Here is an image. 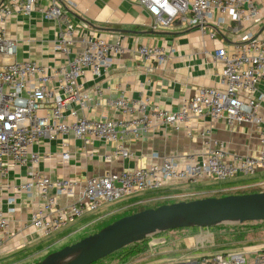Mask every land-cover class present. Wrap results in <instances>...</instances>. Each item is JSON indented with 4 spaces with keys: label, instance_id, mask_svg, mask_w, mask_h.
Instances as JSON below:
<instances>
[{
    "label": "built area",
    "instance_id": "obj_1",
    "mask_svg": "<svg viewBox=\"0 0 264 264\" xmlns=\"http://www.w3.org/2000/svg\"><path fill=\"white\" fill-rule=\"evenodd\" d=\"M2 0L0 1V177L24 166L29 159L28 147L40 138L56 139L71 133L76 138H98L116 141L112 155L129 157L126 138L138 139L156 127L189 125L208 117L223 118L229 126L250 125L262 148L257 154L230 153L223 142H214L205 160L179 165L163 157L145 166L111 171L88 177L80 186L69 178H51L29 171L30 178L14 185L18 191L36 190L42 204L30 214L32 225L44 237L85 214L94 213L105 204L144 191L158 190L166 181L196 182L202 178L226 181L236 176H250L264 169V0H136L153 21L151 30L170 26L174 21L185 28H196L213 38L218 33L233 37L232 49L224 45L213 50L221 63L219 86L200 87L177 110L158 105L147 106L139 99L119 94L108 101L122 118H92L84 114L98 103L94 93L81 88L79 79L85 71L100 77L114 56L125 51L120 40L106 41L87 35L83 47L70 57L69 43L77 29L66 27L56 39L55 48L67 55L64 64L49 68L34 60L15 61L17 43L7 38L3 22L13 14L29 15L39 9L46 20L65 23L64 6L69 0ZM225 31L227 33H225ZM237 39H236V38ZM135 52L146 62L145 70L153 72L168 60V51L157 44L141 43ZM98 95H100L97 89ZM75 104L78 109L70 108ZM43 111V114H39ZM65 145V142L62 143ZM60 159L67 161L69 151L63 147ZM106 159L110 155L104 156ZM61 196L72 200L64 207ZM13 209L0 208V254ZM256 253L248 261L246 253ZM201 264H264V244L255 252H216L201 258Z\"/></svg>",
    "mask_w": 264,
    "mask_h": 264
},
{
    "label": "crops",
    "instance_id": "obj_2",
    "mask_svg": "<svg viewBox=\"0 0 264 264\" xmlns=\"http://www.w3.org/2000/svg\"><path fill=\"white\" fill-rule=\"evenodd\" d=\"M48 1H42L41 5ZM69 1L73 3L72 6H64L63 9L66 24L59 25L55 20H46L41 11L36 9L29 15L13 14L3 22V28L6 37L17 43L12 60H34L48 67V70L64 64L67 60V55L55 48L57 35L66 25L77 29L69 43V57L82 49V39L87 35L101 37L106 41H121L125 51L112 58L106 72L100 77H94L89 71H85L79 79L80 87L94 93L98 103L84 112L86 116L127 117L108 104L111 98L119 94L144 101L147 106L158 105L175 111L196 89L219 86L222 65L214 58L213 50L221 45L231 50L234 45L233 37L227 39L224 34L218 33L211 38L199 29L180 26L178 21L168 27L151 30L149 25L153 19L136 0ZM261 32L264 33L263 26ZM141 43L162 45L168 51L169 57L164 67L153 72L145 70L147 63L135 52L137 45ZM4 61L5 58L0 56V64ZM97 89L100 95L96 92ZM70 108L78 109L75 104H70ZM43 113L39 111V114ZM216 141L223 142L230 153L242 155L257 154L262 148L252 126H229L223 118L208 117L194 120L189 125L179 123L175 126L156 127L138 139L126 138L124 143L131 152L129 157L111 154L116 141L76 138L71 133L66 136L58 135L53 140L40 138L28 147L29 156L33 155L35 161L30 158L26 165L16 167L5 177H0V208L4 211L13 209L0 254V264L16 256L35 254L45 244L46 237L30 225V214L42 204L41 197L36 190L28 192L14 188V185L24 183L30 178L29 171L51 178H69L81 186L90 176L145 166L153 161H160L163 157H171L181 166L188 162H201ZM63 147L70 153L67 161H62L59 156ZM106 155L110 157L106 159ZM238 177L242 176L228 180L235 181ZM214 180L216 179L202 178L196 182L166 181L158 190L144 191L123 197L115 203L105 204L99 211L67 223L58 232L62 234L75 227L79 230L111 212L150 200L205 193L204 196L207 197L213 196L210 193L236 190L196 192L199 186ZM147 195L157 197L148 200L142 198ZM133 199L140 200L131 202ZM71 200L70 197L61 196L59 204L64 207ZM162 232L154 234L146 243V254L137 258L116 255L115 262L109 264H201L202 257L217 251H241L244 248V251L255 252L264 244V240H261L243 248H224L223 245L214 243L215 233L210 226H191L181 232L170 231L159 237L157 234ZM176 238H179V242L174 240ZM157 244L159 248H153Z\"/></svg>",
    "mask_w": 264,
    "mask_h": 264
},
{
    "label": "water",
    "instance_id": "obj_3",
    "mask_svg": "<svg viewBox=\"0 0 264 264\" xmlns=\"http://www.w3.org/2000/svg\"><path fill=\"white\" fill-rule=\"evenodd\" d=\"M248 221H264V191L162 203L122 216L52 252L40 264H91L165 230Z\"/></svg>",
    "mask_w": 264,
    "mask_h": 264
},
{
    "label": "rangeland",
    "instance_id": "obj_4",
    "mask_svg": "<svg viewBox=\"0 0 264 264\" xmlns=\"http://www.w3.org/2000/svg\"><path fill=\"white\" fill-rule=\"evenodd\" d=\"M238 178L239 179L235 181L214 180L212 182H209V184L199 186L200 188L196 189V192L205 191V190H208V191L211 190V192H213V191L236 189V190H231V191H221V192H216V193H210V194H213V196H224L228 194H242V193L264 191V170H259L254 175L242 176ZM205 194L203 195L202 194H197V195L192 194V195H187V196L160 198V199L146 201V202L128 207L126 209H121V210L111 212L110 214H107V215H104L98 218L94 222L92 221L93 223L91 222V224H89L88 226L82 227L79 230H76V227H75L74 229L70 231H66L62 234H59V232H56L52 234L51 236H47L45 238V242H44L45 244L42 245L40 251L30 256H16L13 259L8 260L2 264H40L41 262H43L45 257H47L52 252L62 248L65 245L72 244L89 234L99 231L103 227L107 226L111 222L115 221L116 219L124 215L134 213L136 211H139L147 207H155L162 203H173L179 200H191V199H196L198 197L199 198L206 197L204 196ZM155 197L157 196L147 195L146 197L143 196L142 198H147L148 200V199L155 198ZM138 200L140 199H133L131 202L138 201ZM92 219H94V217ZM183 229H187V227L169 229L157 235L161 237V235H165L166 233L170 231L181 232ZM210 229H212V231H214L215 233L213 235L214 243L216 245H223L224 248H241V247L243 248L245 246L258 243L257 241L264 240V222H261V221H248L244 223H220L217 225L210 226ZM182 234L183 232L180 233V235ZM153 235H150L139 241H136L135 242L136 244L133 243V244L126 246V249H123L125 247L120 248L117 251L91 264H100L103 262L104 264L114 263L115 262L114 258L116 255L119 257H124L129 253L128 251H131V255L134 258L144 255L146 254V249L145 247L144 248L142 247L147 242H149L151 238H153ZM174 240L179 242V238H176ZM155 247L159 248V244L153 246V248ZM140 249H143V250H140ZM243 249L241 251H244ZM132 251H135V252L132 253ZM229 252H234V251L230 250ZM255 254L256 253L249 254V252H247L246 258L248 259V261H251L255 257Z\"/></svg>",
    "mask_w": 264,
    "mask_h": 264
},
{
    "label": "trees",
    "instance_id": "obj_5",
    "mask_svg": "<svg viewBox=\"0 0 264 264\" xmlns=\"http://www.w3.org/2000/svg\"><path fill=\"white\" fill-rule=\"evenodd\" d=\"M261 222H264V221H261ZM133 244V243H132ZM134 244H136V243H134ZM128 246V245H127ZM146 246H147V244H145L142 248H144L145 247V249H146ZM123 249H126V246H125V248H123ZM140 250H143V249H140ZM129 253L126 255V256H132L131 255V251H128ZM135 251H132V253H134Z\"/></svg>",
    "mask_w": 264,
    "mask_h": 264
}]
</instances>
